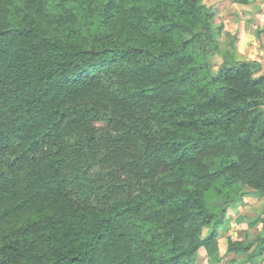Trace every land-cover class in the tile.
I'll return each instance as SVG.
<instances>
[{
    "label": "trees",
    "instance_id": "16d2710c",
    "mask_svg": "<svg viewBox=\"0 0 264 264\" xmlns=\"http://www.w3.org/2000/svg\"><path fill=\"white\" fill-rule=\"evenodd\" d=\"M214 16L205 0H0V264L219 251L229 207L264 196V69L216 63ZM260 221L226 254L259 256Z\"/></svg>",
    "mask_w": 264,
    "mask_h": 264
},
{
    "label": "crops",
    "instance_id": "0c3cea01",
    "mask_svg": "<svg viewBox=\"0 0 264 264\" xmlns=\"http://www.w3.org/2000/svg\"><path fill=\"white\" fill-rule=\"evenodd\" d=\"M205 1L207 2V0ZM208 5L215 11L216 24L220 27V32L230 38L231 45V41H234V50L231 49L233 46H230L232 55L234 54L231 59L258 60L264 69V0H211ZM254 197L256 200L258 199L257 201L262 200L264 202V196L254 195ZM234 215L235 210L232 206L228 216L231 218ZM225 230L226 226L220 228L221 236L224 235ZM235 234L238 235V230ZM223 239L218 238L219 251L211 257H209L206 248H201L196 264H224L223 261H225L226 256L220 257V259L216 257L218 253L222 256V250L226 252L227 245L222 243ZM258 258L262 261L259 262L264 264V251L253 258L248 257L247 254L242 258H235L233 263L255 264L258 262Z\"/></svg>",
    "mask_w": 264,
    "mask_h": 264
},
{
    "label": "rangeland",
    "instance_id": "374dc122",
    "mask_svg": "<svg viewBox=\"0 0 264 264\" xmlns=\"http://www.w3.org/2000/svg\"><path fill=\"white\" fill-rule=\"evenodd\" d=\"M211 0H207V2L205 1V3L208 5V2H210ZM214 10V9H213ZM215 12V11H214ZM216 18L214 16V24L215 26L216 24ZM216 38L218 41V45H219V51L218 54L216 55V63L220 64L223 62L224 59H231L234 54L232 55V50H230V46L231 49L235 47L234 41L232 42V45L230 43V38L226 35H223L220 32V27L217 25L216 26ZM224 40V41H223ZM231 57H230V55ZM98 124L102 125L101 122H99ZM258 200V199H257ZM256 198L254 197V195H251L247 198H245L244 200L238 202L234 207L235 210V215L234 217L229 218L228 213L231 207H229L228 209V213H227V219H226V230L224 231V235L221 236V234L219 235V239L224 238L222 240V243L224 245H227L228 243V238L230 236H234V237H239V238H243V239H250L253 238L257 235L258 231L260 232L261 227L263 226L262 222L260 221L262 219V217L264 216V202L262 200L257 201ZM238 230V235L235 234V232ZM224 241V242H223ZM246 253H242V254H236V253H230V254H226L225 250H222V256L220 253H218L216 255V257H218L220 259V257L226 256L224 264H235L233 263L234 259L240 257L242 258L243 256H245ZM212 255H209V257H211ZM207 257V256H206ZM257 261L262 262L261 259H257ZM255 262V264H261L260 262ZM254 264V263H253Z\"/></svg>",
    "mask_w": 264,
    "mask_h": 264
}]
</instances>
